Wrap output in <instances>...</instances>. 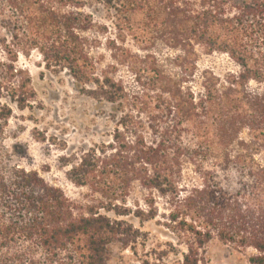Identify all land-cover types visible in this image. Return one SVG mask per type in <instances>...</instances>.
Masks as SVG:
<instances>
[{
    "label": "trees",
    "instance_id": "16d2710c",
    "mask_svg": "<svg viewBox=\"0 0 264 264\" xmlns=\"http://www.w3.org/2000/svg\"><path fill=\"white\" fill-rule=\"evenodd\" d=\"M98 12L121 41L177 53L172 71L149 55L130 92L101 70L92 51L108 28ZM199 50L237 72L199 71ZM32 52L119 114L110 142L67 172L95 201L76 204L5 147L10 105L36 99L16 65ZM134 185L147 195L131 209ZM131 217L158 219L168 240L152 252L162 264H206L213 242L264 264V0H0V264H108L112 244L149 241Z\"/></svg>",
    "mask_w": 264,
    "mask_h": 264
},
{
    "label": "rangeland",
    "instance_id": "374dc122",
    "mask_svg": "<svg viewBox=\"0 0 264 264\" xmlns=\"http://www.w3.org/2000/svg\"><path fill=\"white\" fill-rule=\"evenodd\" d=\"M106 16L105 12L95 15V20L108 28L107 33L98 34V43L92 51L101 70L107 71L130 92L138 91L136 76H144V70L152 67L149 55L154 54L168 72L172 71L170 59L177 53L159 45L148 51L141 50L130 37L121 41ZM16 65L28 72L36 99L31 108L23 111L10 105L13 115L7 123L5 147L14 154L17 164L37 171L76 204L97 200L98 196L87 188L75 186L67 172L87 151L110 142L119 114L109 103L83 94L66 70L55 73L45 70L36 52L28 57L20 55ZM197 68L209 70L221 79L237 72V67L225 55L205 54L201 50L198 51ZM146 195L134 185L127 206L131 209L135 204L143 206ZM129 220L135 228L149 234V241L145 248L137 246L132 251L112 244L108 264H162L152 252L168 240L165 231L156 225L158 219L143 224L132 217ZM252 254L251 250H238L213 242L206 251V264H250L248 259ZM163 263L178 264L174 257Z\"/></svg>",
    "mask_w": 264,
    "mask_h": 264
}]
</instances>
